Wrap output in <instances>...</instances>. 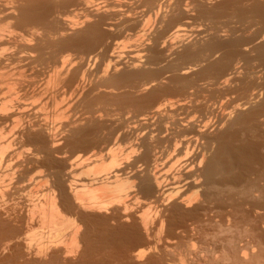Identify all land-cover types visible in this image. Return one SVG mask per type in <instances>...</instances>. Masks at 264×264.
I'll return each instance as SVG.
<instances>
[{
    "label": "bare ground",
    "instance_id": "6f19581e",
    "mask_svg": "<svg viewBox=\"0 0 264 264\" xmlns=\"http://www.w3.org/2000/svg\"><path fill=\"white\" fill-rule=\"evenodd\" d=\"M117 1L115 2L117 3ZM140 1L141 0H139L138 2ZM143 1L149 3L152 2L151 4H157L156 0ZM213 1L217 4L215 3L213 5ZM244 1L246 3L248 2L249 4L246 6V3H244V5ZM104 2H99L98 0H0V79L6 78L4 79L6 81V92L9 94V96H14L18 99L21 98H19V96L30 97L29 94L25 95L26 93L35 94L36 89H34V91L31 88L32 85L29 86L26 83L24 84V80L21 81L20 79L21 75L24 73V71L35 72L39 70V68L43 67L42 65H44V63H46L47 66L49 63L51 66L50 72L53 75L50 77H48L49 75L47 76L49 79L47 78L48 81L45 82L46 86L52 84L54 88L58 83L60 84L61 82L57 80V78L59 77L58 75H60V77L62 75H65V80L61 79V81H65L66 88L68 82L69 84L70 82H76L74 85V92L72 89V92L70 91V93L72 95L74 94L73 98L80 97L79 99L77 98L78 100L76 102L74 101V103L76 105L75 107L81 108H79V111L82 115V118L79 114L80 119H73L74 121L72 120L73 122L70 121V123L68 122V124L66 123L68 117L64 115L65 117H67L66 120L63 116L64 120H66L64 123L66 124H64V126H61L63 128H60L61 130L65 129L64 131H66L68 134H66L67 137L66 139H64V141L60 139L62 141L59 140V142V138L56 139L58 135L56 136L55 134H58L59 131L57 132L54 130V132L50 131L49 128H46V126L48 127V124L44 125L46 123L44 119V123L41 122L43 121L42 119L39 120V122L34 121L35 119L33 121H30L31 117L29 118V121H25V119H23L25 122H19L20 118H24L22 117L23 112L27 110L25 108V105L23 106V104L21 103L16 104L14 102L16 105L12 106L10 104L12 102H10V106L6 107L3 106L4 104L1 103L2 105L0 106V129H5L2 132L3 135L6 134L4 133V131L7 132V135H5L7 137L5 139L4 137L3 139L0 138V140L2 139L3 141L0 143V165H6L13 161L12 156L10 155L11 153L9 152L10 154H8L7 152L8 148H10L12 144L18 143L22 146V142H25L28 146L31 145L34 150L33 154H35L37 157H40L39 159L42 163L40 164L43 165L45 169L48 168L52 170L49 175L51 180L50 182L52 183V186H50L52 187L51 192H56L57 194L56 196L55 193H52L57 197L55 198V200L58 199V208H61L63 211H69V207L74 204L77 205V207H80V209L81 207L85 208L83 207V204H89V202H85L88 201L85 196L88 194L89 199H94V201L95 199L98 200L99 195H106V193L103 194L102 191V189L104 188H102L101 185V188L100 186L98 188H92L98 183L96 185H92L90 184L91 181L89 182L88 180V183L90 185H88L87 183L88 186H86L85 184V186L80 187L82 191L80 189L79 191L77 186L73 184L74 182L72 181L71 177V173L73 172L72 162L68 166L65 165L67 168L63 169V167H65L63 162H55L54 160H52V156L54 153H62L61 149H59L58 147L59 143L61 144V142H64V148L68 147L69 149L70 147L74 151L79 150L86 152L87 154L89 153V155L86 154L88 157L83 159L84 161L81 162L82 164L86 165L89 162H92V164L98 163L103 166L98 169L94 166L93 168H95L94 170H96L95 173L92 172L90 169V172H92V176L94 175V178L91 177L93 179L92 181H98L99 178L102 176L101 178H104L106 182H108L110 180L109 176L113 173V181L110 182L114 185H117L120 182V179L117 175L114 174V171H118V167L123 164V162L121 163V160L123 159H118V153L117 151H115L116 149L114 150L112 148H100L101 145L107 144L108 142L112 141L111 138L116 133L113 132L114 128H110V125H108L112 124L113 121L112 123H108L98 121L99 119L93 120V116H90V114L93 115L94 112H97V114L100 113V111H97L99 108L94 111V107H114L116 108V112H118V114L120 112L121 114H124L122 112H128L129 110V112L134 115L133 119L138 118L137 120L134 119V121L136 122H133V124L135 123L137 125V129L139 130L138 132L141 133H139L137 137L134 136L138 133L134 134L133 136L134 138H136L137 143H135L136 141H134L132 138L133 142L135 143V147H133V149L135 148L134 153L136 155L134 156L133 161L130 160L131 157L128 161L130 163L132 162L133 165L135 164L137 166L133 167L131 165L133 168L139 169L136 174L133 173V176L130 175L132 172H135L133 169L128 172L130 173L129 179L132 182L126 188V190L132 189L134 183L133 181H136V184L134 185L136 188L135 201H137V198L138 201H140V198H143L144 200H150V198L152 199L153 195H155L156 193H160L161 188L160 185L157 183H160V179L158 177V180L155 177V172H159L158 167H160L161 170H163L162 167H165V169L168 168L172 170H174V168H177L174 171V174L175 176H177V178L169 176L170 178L167 179L165 177L166 179L164 180H167V182L165 181L166 184L163 183L166 187V189L163 190V194H165V197L168 195V199L172 198L169 202L167 198L165 199L164 195L162 197V199H165L164 203H166V200L169 203L170 208L168 211H170V219L172 220L169 221V215H160L161 212H157V215L161 216L157 218V220L160 218L158 220L159 222H157L160 227H163V225L167 227L166 230H169V232L166 231L167 234L169 233V235H172L171 231H182L181 229L183 228H190L191 230L192 228H196L198 230L201 226L209 223V220H205L203 218L209 215V213L213 212H215L213 213V216L219 213L221 215L222 211L220 212V210H223V207L230 208L231 204L234 203L235 197L237 199L239 198V200L241 201H239V204H242V201L245 200L246 202L248 201V204L244 202V204L246 203L247 206L252 204H249V201H253L255 203L259 202V205L260 202H262V205L264 206V0H167L163 5H161L160 3L162 2L159 1V4L161 6L159 4L153 6L147 3V5L152 6L151 10H149L153 14L152 16L154 17L155 21L156 19H158V23H156H166L164 24L165 32L163 31V33L169 35L166 39L167 41L162 42V46H164L163 44L165 43H167L168 45H174L175 42L172 43V41L168 40L175 41V39H177L176 44L177 47L180 49H177L178 51H175L174 49V52L171 49L173 46L168 47V50H166L168 57L167 59L163 55L166 52L165 49V52L163 50L161 51L158 49L157 45L156 39L161 38L162 34H160V36L153 35V38L150 37L148 39L146 36L148 35L149 37L150 29L149 31H147L148 33L146 34V30H148V28H146V26L144 28L145 23L141 24V27L139 26V21L136 20L138 22V24L136 25H138L141 29H138L141 32V34L138 33L139 38H147L145 40L143 39L144 41H142L141 45L142 50L143 47L144 49L146 48L143 51L141 50L142 54H144L141 55V52H139L140 55L136 56L134 60L130 59L128 63L126 62L127 64H124V62L121 61V57L118 56L119 54L116 55L115 58L106 60L108 61L107 66L102 71V74H98L101 76L97 77L98 79L95 80V82L92 81V86H85L86 84H84V78L86 79L90 76L96 77V75H94L95 73L92 74V72H90L86 68H88L87 64L90 61H92V66H94L97 54L93 57L88 56L86 59H84V71L81 70L82 67L80 66H77L78 68L72 69L71 71L67 70L66 73L70 72V75H66L65 72L62 73L63 65H66V59H63L66 57H64L63 59L60 58V62H57V64L55 62V56L65 50H74L75 54L76 52H78L79 54H81L80 56H84L88 52L90 53L91 51L98 49V52H106L103 45V40L106 38L107 35L100 30V26L102 25L101 23L104 20V15H99V11L101 10V8L103 9L106 7H103ZM176 3H180L181 5ZM140 4L141 2L139 3V5ZM118 5L119 4L117 3L113 6L116 8L118 7ZM72 7L78 8L77 10L79 12L81 11L82 13H80L83 14L82 16L78 13L79 17L81 16L82 18L76 17L78 20L74 19V23H72L71 21L73 20L72 16L71 19L69 18L68 21L66 20L68 19V16H65L66 19H64L63 17L65 14L71 11H69L70 8L73 10ZM144 7H146V5ZM77 10H73V13H71L76 15L78 12ZM107 12L109 13L110 11L108 10ZM112 15L118 18L120 17L119 13ZM192 19L200 21L202 20L203 22L207 20L209 22H207L209 26L203 29L202 31L200 30L201 32L196 31L197 33L195 34L191 33L192 35L188 36V38H181L184 37V35L181 33H183L184 31L183 28L185 24ZM219 19L224 20L220 21ZM182 20H185V23ZM231 23L234 25H238L239 27L235 26L233 28L234 25L230 27ZM252 27L253 30H251ZM179 37L181 39H179ZM9 50L12 51L9 52ZM45 51H50L49 53L47 52L48 54H46V57L44 54ZM162 62L163 65H161ZM109 64L112 66L111 72L107 71L110 66ZM80 70V78L78 79V81H76L75 79L79 74ZM12 71L13 73L14 71H17V75L16 72L15 74H12ZM7 72H10V75ZM14 75L16 76L14 77ZM22 76L25 75L23 74ZM55 76L57 77L56 79ZM63 76L61 78H63ZM163 76L167 77L163 78ZM55 80H57L58 83ZM58 85L56 87H58ZM99 89L108 90L109 92L98 91ZM14 90L18 91L14 92ZM69 90H71V88ZM18 92L20 94L22 93L23 95H19ZM37 93H39L40 95L41 92H38L37 90ZM33 94L31 95V97L33 96ZM71 94L68 93L67 95L71 96ZM37 95L33 97H36ZM75 95H77V97ZM70 96H67V99L68 97L70 98ZM197 96L200 97L198 98ZM225 98L226 100L224 102H226V104L223 102L222 103L226 106L224 105L225 108L222 109V111L221 105L223 104L220 101L224 100ZM199 99H201L200 102ZM20 101L22 100L20 99ZM197 101L199 102V104ZM218 103H220V105ZM9 104L7 103V105ZM217 110L220 113H217L219 116L215 115V112H217ZM17 114H19L21 117L19 118V115L17 116ZM212 114L215 115L213 116V118H211ZM107 115L108 114H106V117ZM15 116H17V118H15ZM61 118L62 116L60 115L59 119L61 120ZM113 125L115 126L116 124L113 123ZM117 127L115 128L117 129ZM118 128L119 130L121 129L120 126ZM129 128L127 129L129 130ZM126 131L123 132L126 133ZM2 132H0V134ZM128 132L129 131H127V133ZM129 134L131 135L130 132ZM117 136H119V134H117L115 138L113 137L114 141L116 140ZM121 136L119 138H121ZM131 136L129 137L131 138ZM62 138H64V136ZM124 138L128 137L126 136ZM18 144L16 145L18 146ZM63 146L62 144L60 145V147L62 148ZM20 148L21 147H19V149ZM130 148L132 149V146H130ZM261 150L263 151L262 154L259 153ZM130 153L126 154L130 156ZM126 154L125 156H127ZM34 157H31V159ZM91 159L93 161H91ZM2 161L4 162L2 163ZM76 161H78V159ZM105 162L108 164L106 165ZM35 163H37V161ZM103 164H105V166ZM123 167H125V165ZM123 167L119 168L123 169ZM171 171L168 172L170 173ZM122 173L123 175H126V173ZM174 174H172V176ZM124 180H128V178H125ZM259 182H262L261 186L257 185ZM124 186L125 185L120 184V188L118 187L119 189H117L120 192L123 191L125 193L126 190L124 189V191L121 189ZM106 188L108 187L105 186V189ZM112 191L113 190H110L107 193H109V195H114L115 193L110 194V192ZM193 191L195 192L194 195H191L193 198H190L188 194ZM173 193L174 197H170V195ZM82 194L84 195V198ZM160 195H162V192L159 194V199H161ZM115 196L117 198V194ZM110 197L112 196H109L107 201L109 205L111 203H114L115 199L114 197ZM120 197L115 200H120ZM157 197L158 195L153 198L155 199ZM159 199L157 198V200ZM231 200L233 201V203ZM90 201L92 203L93 200ZM98 202L95 203L96 206L94 207V204L90 203L93 208L89 204L90 207L88 206L87 208H85L87 209L86 211H88L89 208H91L93 211H98L101 208H99ZM152 202L153 200L151 201V204ZM156 202L157 201H155L153 204H156ZM100 203L102 204L103 202ZM157 203H159V201ZM255 203L254 205L252 204V206L250 205L251 207L249 206V210H257V204L255 205ZM103 204L101 205L102 207L105 206ZM246 204L244 206H246ZM101 209L103 210L104 208ZM235 209L237 210V208ZM65 213L69 214L68 212ZM71 213H73V211ZM80 214L82 213H79V215ZM84 216L80 215L78 219L80 227L83 228L82 232H79L80 227L78 225L74 232H72V234L68 237V241L72 243H70L72 250L73 248L74 250L77 249V251L73 250V252L77 253L79 250L77 247L81 244L80 242L84 240L85 236L88 239L89 236L93 235L92 239L89 238L92 242L94 235L98 234V231L101 235L102 231L108 232H105L106 235H111V227L110 225H108L109 227H107V229L105 230V222L111 224L113 223V225L121 222L120 218H114L113 216H105L107 218L102 217L101 215H87L85 217ZM140 221L141 225L145 226L146 222L142 217ZM120 226L121 223L118 226L115 225L116 228ZM130 227L131 229L133 228L131 231L134 235H136L135 230L137 229L134 224L132 227L130 223ZM121 228H123V226ZM54 230H56L54 231L55 233H58V229ZM112 230H114L113 226ZM123 231L125 230L123 229ZM222 232L220 230L219 233L222 234ZM129 233L126 234L129 235ZM52 234L54 233L52 232ZM101 235H96L95 238H98L99 236L101 238ZM114 235L112 236L114 237ZM171 235H167L166 239L174 240L178 238L176 237L177 234L175 233L174 235L176 236L173 237ZM16 238L17 237H15V239ZM5 239L7 240V238H4V242ZM89 239H85L84 242L86 241L85 243L87 244ZM60 240L62 239L60 238V236H57V234L55 235V237H53V242L55 243L56 241L62 243L63 241L61 242ZM90 241L88 242V244L90 243ZM140 243L142 242L139 241V244ZM56 244L54 246L55 250H53L56 253H60V256H62L63 254L65 257V254L61 253V251H66V248L69 247L64 245L65 249L62 250L61 246V248L57 247L59 243L57 245ZM91 244L94 245L93 243ZM85 246L86 245H84L83 247L85 248ZM90 247L93 248V246ZM90 247L88 246V248ZM27 248L29 249L30 247L28 246ZM72 250L70 251V253H73ZM150 250V247H148L147 251H136L131 254L130 257L135 262H139L141 259H143L145 255L148 254ZM38 251V253L41 252L40 250ZM66 252V257H68L69 251ZM47 253H50V251ZM38 255L34 256L39 257ZM55 255L58 256V254ZM224 256L223 259L218 258L219 264L220 260L222 261L221 263L224 262ZM225 257L229 259L227 254ZM218 259H216V262H214L215 264L218 263ZM227 259L226 261H228ZM51 260L52 259H50L48 262H51ZM245 262H247V260H245Z\"/></svg>",
    "mask_w": 264,
    "mask_h": 264
},
{
    "label": "rangeland",
    "instance_id": "374dc122",
    "mask_svg": "<svg viewBox=\"0 0 264 264\" xmlns=\"http://www.w3.org/2000/svg\"><path fill=\"white\" fill-rule=\"evenodd\" d=\"M98 1L104 2V0H98ZM115 1H117V0H115ZM115 1L114 0H105L103 7H105V6L106 7L103 9L101 8V10L99 11L100 16L104 15V17H103L104 20L101 23L102 25L100 24L101 25L100 30L107 35L106 38L103 40V45H104V48L106 50L105 53L98 52L99 51V49H98V50H93L90 53L88 52L84 56L82 55L83 56L82 57V56H80L81 54H79L78 52H76V54H75L74 50H69V51L65 50V51L60 52V54H57L55 56V60H56L55 62L56 63L60 62V58L63 59L64 57H66L63 59V60L66 59L65 60L66 63L64 62L66 65L65 66L63 65V68H62V73H64V72L66 73L67 70L71 71L72 69L78 68L79 66L82 67L81 70H83L84 69L83 65L85 64L84 59H86L88 56L93 57L94 55L97 54V58L95 60L94 66H92V61H90L87 64L88 68L85 67L90 72H92V74L95 73L94 75H96V77L90 76L91 78L90 77L86 78V79L84 78V81L85 82L87 81L86 83L83 81L84 84H86L85 86H88V85L92 86L91 84L93 82H95V80L98 79L97 77L101 76L98 74H102V71L107 66L108 61H106V60H109L111 58H115L116 55L119 54L118 56L121 57V61L124 62V64H127L130 59L134 60L136 58V56H139L140 55L139 52H141V55H143L144 53L142 54V51L145 50L146 48L144 49V47H143V50H142V46H141L142 41H144L147 38L149 39L150 37L153 38V35L154 36L155 35L160 36V34H162L161 38L156 39L159 50L164 51V49H165V51H166V50H168V47H172V46L173 47L171 49L173 51H174V49H175V51H178L177 49H180L177 47V44H176L177 39H175V41L168 40V41H172V43L175 42L174 45L173 44L168 45L167 43H165V44H163L164 46H162V42L167 41L166 39L169 35V34L163 33V31L165 32V28H164L165 25L164 24H166V23L157 24L158 19H156V21H155L154 17L152 16L153 14L150 11L151 7H152L151 5H153V6L158 5L160 2H162L160 4L163 5V4H165V2L167 0H165V1L159 0L160 2L156 0L157 4H155V3L151 4L152 2L149 3V2H145V1L141 0L140 5H139L140 2H138L139 0H137V1L136 0H124V1L119 0V1H117V3L119 4L118 7L120 6L119 8L118 7L115 8L113 6V5L117 4ZM163 1H164V3H163ZM171 1H173V0H171ZM215 1H217V0H215ZM147 3H149L151 5H147ZM215 3L216 2L213 1L212 4L214 5ZM244 3H246V2L244 1L243 4ZM176 4L181 5L180 3H176ZM248 4L249 3L247 2L246 6ZM131 5H133V6H131ZM145 5H146V7H144ZM112 8H115L116 10L112 9ZM77 9L78 8H76V7L73 8V10H77ZM107 9L112 13H110V12L108 13ZM73 10L70 8L69 9L70 12L63 16L64 19H66L65 16H68L67 17L68 19H66L67 21L69 20V18L71 19V16H72L73 17L72 18L73 20H71L72 23H74L73 21L78 20L76 17H79V15L82 13L81 11H80L81 12L80 13L78 10H77L78 12L74 11V12H77V14H76L77 16H76L75 14H72ZM78 13H79V15H78ZM116 13L120 14L119 18L112 15V14H116ZM73 15H75V16H73ZM81 15L83 16V14H81ZM150 15H151V17H150ZM149 17H150V19H149ZM224 19H221V20L219 19V20L223 21ZM136 20L139 21V26H141V27H142L141 24L145 23L144 28H145V26H146V28H148V30H146V34L148 33L147 31H149V29H150L149 37H148V35L147 36L145 35L147 38H145V39H144V37L139 38L138 33L141 34V32H140L141 29L138 25H136V24H138V22ZM144 20H145V22H144ZM182 21L184 22L185 20H182ZM226 21H229V20H226ZM207 22H208L207 20H205L204 22L202 20L200 21V20H196V19L195 20L194 19L189 20L183 28V30H184L183 33H181L184 35V37H181V38H186V37L188 38V36L195 34V33L199 32L200 30L202 31L203 29L207 28L209 26L207 24ZM233 25L234 24L231 23L230 27ZM235 26L239 27L238 25H234L233 28ZM117 27H119V28H117ZM138 29H140V30H138ZM117 30H118V32H117ZM251 30H253V27ZM150 32H151V34H150ZM135 35H136V37H135ZM183 35H181V36H183ZM163 38H165V39H163ZM181 38L179 37V39H181ZM11 51L12 50H9V52H11ZM47 52L49 53L50 51L44 52L45 57L47 56L46 54H48ZM100 55H102V56H100ZM163 55H164V57H166L168 59L167 51ZM45 64L46 63H44V65H42L43 67L39 68V70H37L38 68L36 69L37 71L34 70L36 73L33 71L32 72L31 71L30 72L24 71L23 74L25 76H22L23 74L21 73L22 75L20 78L21 81L24 80V84L26 83L29 86L32 85L31 88H32V90L36 89V93H37V90H38V92H41L40 95H39V93H37L39 96L36 93L35 94L32 93L33 96H35V95H37V96L31 97L32 94L26 93L25 95L29 94L31 98L29 96H25V97L23 96L22 97L19 95H23V94L22 93L20 94L18 92L19 95L18 94L17 95L19 96V98L21 97L20 99L22 100V101H20V99L15 98L14 96H9V94L6 92V90H7L6 89V81L4 80L6 78L0 79V85H2V86H0V96L2 97V98L0 97V106L2 104H4L3 106H6V107H9L10 104L12 106H15L17 103H21V104H23V106L25 105V108L27 110H25V112H23L22 117H24V118H20L21 116L19 114H17V116L19 115L18 117L20 119L19 118L18 119H19L20 123L21 122L23 123L26 120L29 121L30 117H31L30 121L31 120L33 121L35 119L34 121L39 122V120L44 119L46 121V123L44 125L48 124V127L46 126V128H49L50 131L55 130L57 132L59 131V133L61 132L63 135L61 133L60 134L55 133L56 136L57 135L59 136V137L57 136L56 139L59 138L58 141L60 139H62L64 141V139H66V137H67L66 134H68V133L66 131H64L65 129L61 130V128H63L61 126H64V124H66V123L68 124V122L70 123V121H72L73 119L74 120L80 119V116H79V114L81 115V113L79 111L80 107H75L76 105L74 103V101L76 102L80 97L78 98L77 95H75L78 99L75 97L73 98L74 94L72 95L70 93V91L72 92V89H73V92H74V85L76 82L75 83L70 82V84L72 83L71 85L68 82L67 84L69 86L66 84L67 85V88H66L65 81H64L65 75L63 76L62 74L61 75L63 76V78H61L62 76L60 77V75H58L59 76L58 78L60 80L55 76V79L57 78V80L61 82L59 84L58 81L55 80L60 85L59 86L57 84L59 88L56 87L57 85L53 88L52 84H49L48 86H46L45 82L48 81V79H49L48 77L52 76L53 74L50 72V69H51L50 64L48 63V66H50V67H48L47 64L46 65ZM161 65H163V62L161 63ZM159 66H160V64H159ZM44 67H46V68H44ZM95 69L98 73L95 71ZM111 69H112V66L110 65L107 71L111 72ZM81 70L79 71V74L77 75V77L75 79L76 81H78V79L80 78ZM15 72L17 75V71H14V73L12 71L11 73L15 74ZM39 72H41V73H39ZM5 73H3V74H5ZM8 74L10 75V72ZM40 74H42V75H40ZM67 74L70 75V72H67L66 75ZM16 75H14V77ZM164 76H163V78L167 77V76L166 77H164ZM61 79H64V80L61 81ZM90 79H92V80H90ZM88 82H89V84H88ZM44 83H45V85H44ZM70 88H71V90H69ZM15 91H18V90H14V92ZM98 91H105L106 92L108 90L99 89ZM68 93L71 94V96L67 95ZM112 93H116V92H112ZM66 95L70 96V98L68 97V99H67ZM7 96L9 99L7 98ZM200 100L201 99H199V102H200ZM225 100H226V98L224 100H221L220 102L221 103L223 102L226 104V102H224ZM10 102H12L13 104ZM199 102H198V104H199ZM7 103L8 104L10 103V104L7 105ZM218 104L220 105V103H218ZM225 104L221 105V110L225 108V106H226ZM49 106H51V107H49ZM64 110H65V112H64ZM71 110H73V111H71ZM95 110L100 111V113H98V114H97V112L95 113L94 112ZM221 110H220V112H221ZM94 111H93L94 114L92 113L93 115L90 114L91 117L93 116L92 117L93 120L99 119L98 121H103V122H108V123H112V121H113V123L116 124L114 126L113 123L112 124L106 123V124L110 125L109 126L110 128H112V127L114 128L115 131L112 129L113 132H116L115 135L113 134L114 138L116 137L117 134H119V136H117V138L115 140L116 143L113 140L114 138L112 137L111 138L112 141L108 142L107 144L101 145L103 147L100 146V148L101 149L112 148L114 150L116 149L115 151H117V153H118L117 154L118 159L119 160L123 159L125 161L124 162L123 160H121V163L123 162V164H121L122 166L120 165L119 167L122 168L125 165L126 169H125V167H123V169L118 167V171H116V170L114 171L115 172L114 174L119 177L120 182L117 185H114L110 182V181H113V176H114L113 173L109 176L110 180L108 182H106V180L104 178H101L102 176L100 177L101 179L99 178L100 181L99 180L98 181H92L93 179L91 177L94 176V175L92 176V172L95 173V171H96V170H94L95 168H93V167L95 166L98 169V168L103 167V166L98 164V163L92 164V162H89L86 165L82 164L81 162L84 161L83 160L84 158L88 157L87 155H89V153L87 154L86 152L79 151V150L74 151L70 147H69L70 150L68 149V147L64 148V146H65L64 142H61L62 146L64 145L63 146L64 149L62 147H60V145H61L60 143L58 146L59 149H61L62 153H60V154L54 153L52 156V160H54L55 162H57V161L63 162L64 166L65 165L68 166L72 162V164H73L72 171L73 172L71 171L72 172L71 177H72V181L74 182L73 184L77 186L78 190L80 189L82 191V189L80 187L85 186V184H86V186H88L90 184H92V185H96L97 183L99 184V185L97 184L98 186L96 185L92 188H95V187L98 188L101 185L102 188H104V189H102L103 194L106 193V195H102V194L99 195L100 200L95 199V201L96 202L99 201L98 202L99 208L101 207L104 209L102 210L100 208L98 211L97 210L93 211L91 208H89V210L86 211L87 209H85V208H87L88 206L90 207L91 204H94L93 207L96 206V204H95L96 202L94 201V199H89L88 198L89 196L87 194L86 195L87 197L85 196V198H87L88 201H85V199H84V201L89 202V204L91 203L90 200H93V201L90 205L88 203H84L86 205L83 204V207H85V208L81 207V209H85V210H81L80 207H77V205L74 204L71 207H69V209H70L69 211L64 210L65 212H68L69 214L65 213L61 208H58V206H57L58 205V201H57L58 199L55 200V198H57L56 192H51L52 191V189H51L52 183L50 182L51 180H50L49 175H50L52 170H50L48 168L45 169V167L43 165H41L42 163L40 162L41 161L39 159L40 157L39 156L37 157L35 154H33L34 150H33V147L31 145L28 146L27 143H25V142H22L23 143L22 146H21V144L19 145L18 143H16V144H18V146L15 143H14L15 145L12 144L10 146V148H8L7 152H8V154L11 153L10 155L12 156L13 161H11V163H9V164H6L7 166L6 165H0V221H1L0 222V264H12L13 262H14L13 264H29V263L33 264L34 262H35L34 264H39L40 262H41L40 264H43V263L44 264H51V263L52 264H104V263L105 264H122V263L123 264H125V263H127V264H215L214 262H216V259H218V258L223 259V256L224 255L226 256V254H227L229 259H227V257L224 256V260H223L224 262L221 263L222 261L220 260V264H264V211H263L264 206L262 205V202H260V205H259V202L255 203L253 201H251V202L249 201V204L252 203L254 205V203H255V205L257 204L259 206L258 207L256 205L257 210L254 211V209H252L253 210L252 211L251 209L249 210V208L252 206V204H250L251 206L250 205L247 206L248 201L246 202L244 200V201H242V204H239L241 202L239 200V198L237 199L236 197L235 198L233 197L235 199L234 203L231 200L233 203V204H231V207H233V208L223 207L222 208L223 210L225 208L227 210L226 209L224 211L220 210V212L221 211L222 212H221V215H220V213L217 214L218 216L217 215L213 216V213H215V212L209 213V215H207L205 218H203L205 220H209V223L201 226L200 227L201 229L199 227H197V228H199L198 230L196 228L195 229L192 228V230L190 228H183V229H181L182 231H180V230L171 231L172 235L171 234L170 235L174 237V236H176V235H174V233H175V234H177L176 237H178V238L174 239V240L166 239L167 235L170 236L169 233L168 234L166 233V231L169 232V230H166L167 227H165L164 225H163V227H160V225L158 224V222H159L158 220L160 218L158 220H157V218L161 217L160 215L163 214L166 216L169 215V219H170V213H169L170 211H168L170 207H169V203L167 202V200H169V202H170L172 198L168 199L167 198L168 195L165 197V194H163V190L166 189V187L164 185V184H166L165 181L167 182V180H164V179H166V178L169 179L170 178L169 176L177 178V176H175V174H174L175 173L174 171L177 168H174V170H172V169H168V168L165 169V167H162L163 170H161V168L158 167L159 172H157V171L155 172L156 173L155 177L157 179L159 177L160 180L159 179L158 180L161 183L160 184L159 182H157L160 185V188L162 190V191L160 190V193L162 192V195H160L161 199L164 195L165 199L167 198L166 203H168V204L164 203L165 202L164 198H163L164 201H163V199L162 200L159 199L160 193L155 194L156 196L158 195L157 198L159 200H157V198L154 199L153 197H156V196L153 195L152 199L150 198V200H144L143 198H140L139 199L140 201H138V198H137V201H135L136 200V198H135L136 197V191H135L136 188L134 185L136 184V181H133L134 183H133L132 189L126 190V188L132 182L129 179L130 175L133 176L134 174H136V172L139 169V168H133L136 165L135 164L133 165L132 162L130 163L128 161L130 159V157H131L130 160L133 161L134 156L136 155L134 153L135 148L133 149V147H135V143H137V141H136V138H134V137H137L139 135V133H141V132H138L139 130L137 129V125L134 123L135 124V126H134V124H133V122H136V121H134L135 118L133 119L134 115L131 114L129 112V110H128V112L127 111L122 112L124 114H121V112L118 114V112H116V108H114V107H105V108L104 107H94ZM101 111H103V112H101ZM106 112H108V113H106ZM35 113H36V115H35ZM217 113L220 114L218 110H217V112H215V115L219 116ZM106 114H108L107 115L108 118L106 117ZM60 115L62 116V118L64 115L67 116L68 120L66 119L67 117H65V116L64 117L67 121L64 120V118L63 119L61 118V120H60L59 119ZM72 115H74V116H72ZM98 115L101 118H99ZM215 115L212 114L211 118H213V116H215ZM17 116H15V118H17ZM81 118H82V115H81ZM11 119H13V118H11ZM18 119H17V121H18ZM23 119H25V121ZM106 119L107 120L109 119V120L107 121ZM137 119H135V120H137ZM44 120L41 122L44 123L45 122ZM65 121H66V123H64ZM119 122H121L122 124ZM123 124L126 126H124ZM51 126H52V128H51ZM117 126L118 127L120 126L121 129L119 130V128ZM115 127H117L118 130ZM131 127H134V128H131ZM135 127L137 130L135 129ZM127 128H129V130ZM3 130H5V129L1 128L0 132H2ZM126 130L129 131L132 136L129 134V132L127 133ZM131 130H132V132H131ZM123 131H126L127 134ZM54 132H52V133H54ZM4 133H6V134L3 135V132L1 133L2 135L0 134V136H1L0 138L3 139V137H4V139H5L7 137V136H5V135H7V132L4 131ZM134 134H137V135L134 136ZM60 135H62V136H60ZM63 136H64V138H62ZM120 136H121V138H119ZM126 136L128 138H124ZM129 136H131V138ZM123 138H124V140H123ZM132 138L134 141H136L135 143L133 142ZM2 139L0 140V143L3 142ZM62 140H60V141H62ZM132 144H134V145H132ZM12 146H13V149H12ZM130 146H132L133 150L130 148ZM19 147H21V148L19 149ZM129 150L132 153H130ZM128 152L131 154L130 156L127 155V154H129ZM259 153L262 154L263 151L261 150ZM122 154H124V155H122ZM125 154L128 156V158H127V156H125ZM33 155L36 156L37 158L34 157ZM119 156H122V157H119ZM31 157H34V158H32L33 160L31 159ZM29 159H31L32 161ZM75 159L76 160L78 159V161H76ZM4 161H5V159H4ZM4 161H2V163ZM33 161H35V162L37 161V163H35ZM91 161H93V160L91 159ZM80 164H82V165H80ZM105 164L107 165L108 163L105 162ZM105 164H103V165L105 166ZM11 165H14V166H11ZM74 165H76V166H74ZM66 166L63 167V169L67 168ZM127 166H128V168H127ZM42 167H44V168H42ZM90 169L92 172H90ZM131 169H133L135 172H132L130 174L128 172H130ZM167 169H168V171L172 170L173 173H172V171L169 173L167 171ZM121 171L126 173V175H123V173ZM168 173H169V175H168ZM172 174H174V175L172 176ZM125 178H128V180H124ZM88 180H89V182L91 181L90 184L88 183ZM161 180H163L164 182ZM82 182H84V183H82ZM87 183H88V185H87ZM80 184H82V185H80ZM120 184L125 185L123 188H121L122 190H124V189L126 190L125 193L123 191L120 192L118 190L120 188L119 187ZM261 184H262V182H259L257 185L261 186ZM101 186H100V188H101ZM105 186L108 187L110 190L114 191V192L113 191L110 192V194H112V193L113 194L115 193V194L109 195V193H107V192L110 190L108 188L105 189ZM52 193L53 194L55 193L56 196L53 195ZM194 193H195L194 191L190 192L188 194V196H190V198H191L192 197L191 195H194ZM107 194H108V196H107ZM116 194H117V198L120 197V195L122 198L120 197V200L118 199L116 201L115 200V199H117L115 196ZM109 196H112L110 198H113V197L115 198L114 203H111L110 205L107 202ZM172 196L174 197V193L170 195V197H172ZM52 198H53V200H52ZM83 198H84V195H83ZM141 199H143V200H141ZM152 200H153V202L151 204ZM154 200L157 202L159 201V203L156 202V204H153L155 202ZM148 201H150V202H148ZM100 202H103V203L105 202L106 204L102 203L105 206L102 207L101 206L102 204ZM160 202L162 204L163 203L164 204L162 205ZM244 202L247 203V204L245 203L246 206H244L245 205ZM91 207H92V205H91ZM97 207H98V205H97ZM124 208H125V210H124ZM235 208H237V210ZM71 210L73 211V213H71L72 212ZM100 210H102V211H100ZM76 212H77V214H76ZM157 212L158 213L161 212V214L158 216ZM79 213H82V214H80L82 216H84V215L85 216H87V215L88 216L89 215H96V216L99 215L100 216L101 215L102 217H105V216H108V217L113 216L114 218L117 217V218H120L121 226L116 228L115 225L118 226L120 223L113 225V223L111 224V223L105 222V225H106V226L104 225L105 230L107 229V227H109L108 225H110L111 231H112L111 235H108V234L106 235V233H108L106 231H105L106 233L104 231H102V235H101V234H99V231H98V234H96V235L97 236L101 235V238H100V236L98 238H95L96 235H94L95 239L93 238V240L91 242L90 240L92 239L93 235L89 236V238H91V239L88 238L90 241L89 244H88L89 241L87 242L88 245L85 243L86 241L84 242L85 239L88 240L87 237L85 236L86 238L84 237V240L82 241L84 244L82 242H80L81 244L79 243L80 244L79 246H81V247H79V246L77 247L79 249L78 253L73 252L74 248L72 250V247H71L72 243L70 241H68V237L72 234V232H74V230L78 227V225L80 227V224L78 223V221H79L78 219L80 216ZM166 213H168V214H166ZM227 216H228V218H227ZM141 217L146 222L145 226L141 225V221H140ZM105 218H107V217H105ZM171 220L172 219H170L169 221H171ZM22 223H23V225H22ZM130 223H131L132 227H133V224L136 227V229H137V230H135L136 235H134L133 232L131 231L133 228L131 229ZM5 224H6V226H5ZM17 225H19V226H17ZM112 226H113L114 230H112ZM122 226H123V228H121ZM53 228L58 229V233L57 232L55 233L54 231H56V230H54ZM226 228H227V230H226ZM79 229H80L79 232H82L83 228L80 227ZM123 229L125 231H123ZM19 230H21L22 232ZM220 230H221V232L222 231L223 232L227 231V232H224V233L222 232V234H221V233H219ZM126 231H129L131 233L126 232ZM52 232L54 234H52ZM10 233L13 235H11ZM126 233L127 234L129 233L130 236L127 235ZM56 234H57V236H60V238L62 239L60 241L61 242L63 241L62 243H60L59 241H56L57 244L59 243V245L57 247L61 246L62 250L65 249V246H68L70 248V249L66 248V251H69L68 257H66L67 256L66 251H61V253L65 254V257L63 254H62V256H60L61 255L60 253H56L54 251L55 250L54 246L56 243L53 242V237H55ZM112 235H114V237ZM14 236L17 238L15 239ZM126 236H127V238H126ZM2 237L7 238V240L5 239V242L7 244L4 242V238H2ZM23 237H25V238H23ZM37 238H38V240H37ZM23 239H25V240H23ZM9 240H10V242H9ZM39 240H41V241H39ZM99 240H101V241H99ZM139 241L142 243L139 244ZM15 242H17L19 244L15 243ZM39 242H40V245H39ZM23 243H24V245H23ZM91 243H93L94 245H92ZM35 244H36V247H35ZM62 245L63 246L65 245V246L63 247ZM84 245H86L87 247L85 246V248H84L83 247ZM28 246L30 247L29 249L27 248ZM88 246L89 247L93 246V248L92 247L88 248ZM6 247H8V248H6ZM23 247H25L27 249H25ZM49 247H53V248H49ZM124 247H128V248H124ZM148 247H150L151 250L139 262H135L130 257L131 254H133L136 251L137 252L147 251ZM16 249H18V250H16ZM106 249H108V250H106ZM243 249H245V250H243ZM38 250H40L41 252L38 253L39 252ZM71 250L73 253H70ZM91 250H92V252H91ZM18 251H19V253H18ZM30 251H31V253H30ZM49 251H50V253H47ZM74 251H77V249ZM99 251L101 254L99 253ZM35 252H37V253H35ZM119 253H121V254H119ZM244 253H246V254H244ZM15 254H16V256H15ZM38 254H40V255H38ZM55 254H58V256ZM19 255H20V257H19ZM34 255H38L39 257H36ZM54 255L56 256V258ZM127 255H129V256H127ZM21 257H23L24 259ZM7 258L10 259L11 261L8 260ZM16 259H17V261H16ZM50 259H52L51 262H48ZM219 259H218L217 264H219ZM226 259L228 261H226ZM244 259L247 260V262H245ZM130 260L134 261V262H131Z\"/></svg>",
    "mask_w": 264,
    "mask_h": 264
}]
</instances>
